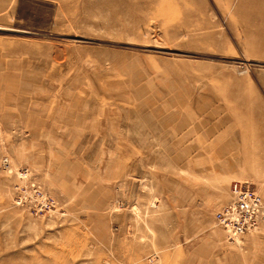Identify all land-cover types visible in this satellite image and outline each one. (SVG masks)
Masks as SVG:
<instances>
[{
	"label": "rangeland",
	"instance_id": "obj_1",
	"mask_svg": "<svg viewBox=\"0 0 264 264\" xmlns=\"http://www.w3.org/2000/svg\"><path fill=\"white\" fill-rule=\"evenodd\" d=\"M235 180L264 195V0H0V264H264Z\"/></svg>",
	"mask_w": 264,
	"mask_h": 264
},
{
	"label": "built area",
	"instance_id": "obj_2",
	"mask_svg": "<svg viewBox=\"0 0 264 264\" xmlns=\"http://www.w3.org/2000/svg\"><path fill=\"white\" fill-rule=\"evenodd\" d=\"M2 166L13 179L11 195L16 206L48 216L61 209V200L34 177L29 166L15 167L8 155L2 157ZM215 220L227 238L239 240L264 221L263 194L250 181H233L229 198L217 209Z\"/></svg>",
	"mask_w": 264,
	"mask_h": 264
},
{
	"label": "crops",
	"instance_id": "obj_3",
	"mask_svg": "<svg viewBox=\"0 0 264 264\" xmlns=\"http://www.w3.org/2000/svg\"><path fill=\"white\" fill-rule=\"evenodd\" d=\"M30 168H31V167H30ZM31 169H32V168H31ZM32 171H33V175H34V177L38 179V177L35 175V172H34L33 169H32ZM263 196H264V195H263Z\"/></svg>",
	"mask_w": 264,
	"mask_h": 264
}]
</instances>
